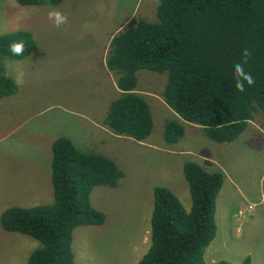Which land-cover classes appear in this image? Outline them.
<instances>
[{"label":"rangeland","instance_id":"1","mask_svg":"<svg viewBox=\"0 0 264 264\" xmlns=\"http://www.w3.org/2000/svg\"><path fill=\"white\" fill-rule=\"evenodd\" d=\"M158 0H61L56 5H19L0 0V32L27 30L35 47L16 60L0 57V73L16 89L0 98V213L9 206L29 207L52 201L50 142L70 137L75 148L111 157L122 172L115 187L95 186L93 207L100 225L72 229L75 264H137L149 243L152 187L168 188L185 210L188 187L182 163L194 161L206 171H221L215 200L216 231L204 260L237 263L249 256L264 264V112L248 121L231 142H215L199 127L184 124L174 143L163 140V123L174 117L160 92L164 73L136 71V89L150 109L152 129L142 141L115 139L95 127L115 98L112 78L101 63L111 34L137 19L155 21ZM51 9L68 17L56 28ZM5 32V33H6ZM39 173L36 189L30 182ZM38 241L0 227V264H25Z\"/></svg>","mask_w":264,"mask_h":264},{"label":"trees","instance_id":"2","mask_svg":"<svg viewBox=\"0 0 264 264\" xmlns=\"http://www.w3.org/2000/svg\"><path fill=\"white\" fill-rule=\"evenodd\" d=\"M19 5H56L61 0H15ZM155 21L137 19L110 36L104 57L119 90L106 108L102 123L112 133L142 141L152 129L149 106L136 89V71L164 73L160 92L174 117L163 123L162 137L174 143L184 124L194 125L215 142H231L258 112H264V0H158ZM23 41L22 56L8 46ZM35 47L27 30L0 35V57L22 59ZM251 56L245 72L255 80L236 89L233 65ZM14 81L0 73V98L14 93ZM52 201L29 207L9 206L0 213V227L32 237L38 246L25 264H75L72 229L100 225L103 213L93 207L89 193L95 186L115 187L122 176L113 159L81 151L65 136L50 144ZM190 206L185 210L166 187H152L149 243L137 264H250L249 256L232 263H207L205 248L216 231L215 200L221 171H206L194 161L182 163Z\"/></svg>","mask_w":264,"mask_h":264},{"label":"clouds","instance_id":"3","mask_svg":"<svg viewBox=\"0 0 264 264\" xmlns=\"http://www.w3.org/2000/svg\"><path fill=\"white\" fill-rule=\"evenodd\" d=\"M48 18L53 22L56 28H60L62 25H67L68 17L58 9H51L48 12ZM6 32V30H5ZM0 32V35L5 34ZM8 50L12 56H22L25 51V44L23 41H13L9 44ZM251 56L249 49L243 50V63H237L233 65V75L236 80L235 87L238 91L243 92L245 90V84L253 86L255 80L251 73L245 72L244 63H247L248 58Z\"/></svg>","mask_w":264,"mask_h":264},{"label":"crops","instance_id":"4","mask_svg":"<svg viewBox=\"0 0 264 264\" xmlns=\"http://www.w3.org/2000/svg\"><path fill=\"white\" fill-rule=\"evenodd\" d=\"M101 65H102V67L104 68V71H105L106 73H109L110 77H111L112 80L114 81L111 72L108 71V70L105 68L104 60H102ZM111 87H112V89L114 90L115 94L117 95V93L119 92V90L116 88L115 82H112V86H111ZM138 92H139V91H138ZM140 93L142 94V92H140ZM104 115H105V114H104ZM103 117H104V116H103ZM102 120H103V118H101V119L99 120V122H97L96 125H95V127H97V129H98L99 131L102 132V135H100V143L103 142V139H104V140L106 139V136L114 137L115 139L124 138V139H126V140H132V139L129 138V137H125V136H122V135H116V134L112 133V132H111V131H110L105 125H103ZM193 126H194V125H193ZM57 137H58V136H57ZM55 138H56V137H55ZM68 138L70 139L69 136H68ZM52 140H53V139H52ZM51 142H52V141H51ZM51 142H50V144H51ZM137 142H138V141H137ZM49 146H50V145H49ZM109 158H111V157H109ZM44 181H45V178H43V179L41 180L40 175H39V173L37 172V173H36V177H35L34 179H32L31 182H30V184H29V185H30V188H31V189H36L35 187L39 186L40 183H45ZM49 181H50V177H49ZM238 262H239V261H238ZM250 264H251V261H250Z\"/></svg>","mask_w":264,"mask_h":264},{"label":"built area","instance_id":"5","mask_svg":"<svg viewBox=\"0 0 264 264\" xmlns=\"http://www.w3.org/2000/svg\"><path fill=\"white\" fill-rule=\"evenodd\" d=\"M262 201L264 202V195L262 196Z\"/></svg>","mask_w":264,"mask_h":264}]
</instances>
